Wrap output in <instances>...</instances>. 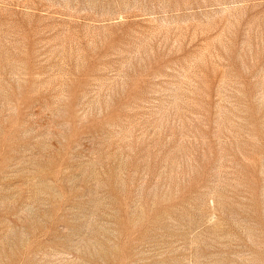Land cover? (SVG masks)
Segmentation results:
<instances>
[{"label":"rangeland","instance_id":"obj_1","mask_svg":"<svg viewBox=\"0 0 264 264\" xmlns=\"http://www.w3.org/2000/svg\"><path fill=\"white\" fill-rule=\"evenodd\" d=\"M0 264H264V0H0Z\"/></svg>","mask_w":264,"mask_h":264}]
</instances>
